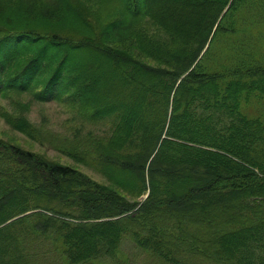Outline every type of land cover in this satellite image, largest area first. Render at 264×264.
Masks as SVG:
<instances>
[{
  "label": "trees",
  "instance_id": "16d2710c",
  "mask_svg": "<svg viewBox=\"0 0 264 264\" xmlns=\"http://www.w3.org/2000/svg\"><path fill=\"white\" fill-rule=\"evenodd\" d=\"M43 1L0 7V97L78 108L41 140L102 180L0 141V264H264V0Z\"/></svg>",
  "mask_w": 264,
  "mask_h": 264
},
{
  "label": "rangeland",
  "instance_id": "374dc122",
  "mask_svg": "<svg viewBox=\"0 0 264 264\" xmlns=\"http://www.w3.org/2000/svg\"><path fill=\"white\" fill-rule=\"evenodd\" d=\"M18 1L24 7L34 6L38 11L39 8L42 11L44 10L45 2L43 0ZM65 1L71 6V17L75 16L77 12L79 13L80 8H85V5L80 4L78 0ZM11 2L13 0H0V7H9L12 4ZM66 14H69V12ZM151 28L150 30H153ZM260 30L264 31V27H261ZM91 56V53L87 54V57L91 58ZM9 96L11 98L0 97V141L7 145L31 151L37 155H46L50 160L70 165L80 171L89 173L96 179L102 180L89 169L77 165L69 156L52 149L53 147L48 141L41 140L46 134L50 142L63 139L65 144H71L74 139L87 135L92 126L79 120L76 113L78 108H72L71 104L57 101L31 102L28 93ZM4 113L13 117L23 116L22 123L29 121L31 127L28 130L31 131L28 132L26 127L21 129L11 127L3 115ZM119 248L120 251L114 258L104 259L97 264H172L169 261L163 262L156 256L148 254L144 249L135 245L129 237H123ZM186 260L189 264H192L193 258L187 257ZM202 263L206 264L203 261Z\"/></svg>",
  "mask_w": 264,
  "mask_h": 264
},
{
  "label": "water",
  "instance_id": "95a60500",
  "mask_svg": "<svg viewBox=\"0 0 264 264\" xmlns=\"http://www.w3.org/2000/svg\"><path fill=\"white\" fill-rule=\"evenodd\" d=\"M147 196V194H144L140 197V200H143L145 197Z\"/></svg>",
  "mask_w": 264,
  "mask_h": 264
}]
</instances>
